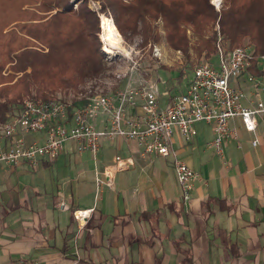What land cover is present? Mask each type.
Masks as SVG:
<instances>
[{
    "label": "crops",
    "instance_id": "crops-1",
    "mask_svg": "<svg viewBox=\"0 0 264 264\" xmlns=\"http://www.w3.org/2000/svg\"><path fill=\"white\" fill-rule=\"evenodd\" d=\"M238 83L244 104L253 105L258 83L247 75ZM107 117L99 115L96 126ZM231 124L238 139L222 154L209 145L211 126L200 122L189 142L175 132L169 157H140L136 141L116 138L103 140L96 156L68 141L50 165L0 160V264H264V113L257 147L240 118ZM117 155L133 165L115 174L112 187H98L97 172ZM176 160L199 174L188 201ZM78 209H94L85 225L73 215Z\"/></svg>",
    "mask_w": 264,
    "mask_h": 264
},
{
    "label": "built area",
    "instance_id": "built-area-1",
    "mask_svg": "<svg viewBox=\"0 0 264 264\" xmlns=\"http://www.w3.org/2000/svg\"><path fill=\"white\" fill-rule=\"evenodd\" d=\"M216 59L215 64L202 62L196 65L184 92L170 98L165 106L161 105L155 82L132 78L114 97L97 94L84 106H73L61 97L24 100L20 108L0 125V139L5 140L0 160L12 165L28 162L38 167L43 160H56L68 141L75 143L78 153L96 156L103 140L116 138L136 141L147 155L169 157L173 155L175 132L179 131L189 142L197 133L195 125L200 122L211 126L214 139L209 145L222 154L228 140L238 139V129L231 124L237 117L247 131L253 132L252 146L257 147L260 143L259 117L264 113V77L257 78L250 72L253 48L228 50L220 39ZM261 63L264 64V57ZM243 75L258 83L253 105L244 104L248 96L238 83ZM137 109L141 113L128 115L129 110ZM102 114L108 115L109 123L98 128L95 119ZM32 134L43 136L29 141L28 136ZM174 164L184 200L188 201L199 174L181 160ZM132 165L130 158L115 156L113 164L97 172L98 187H112L115 174ZM93 210H76V220L85 225ZM18 264L25 263L20 261Z\"/></svg>",
    "mask_w": 264,
    "mask_h": 264
},
{
    "label": "trees",
    "instance_id": "trees-1",
    "mask_svg": "<svg viewBox=\"0 0 264 264\" xmlns=\"http://www.w3.org/2000/svg\"><path fill=\"white\" fill-rule=\"evenodd\" d=\"M71 1L42 0L40 6L44 10L41 12L47 14L45 17L36 15L38 18L33 19V24H30L26 18L30 10L24 7L34 4L36 0H0V58H8L10 53L19 51L26 45L21 43L25 40L20 35L23 33L47 44L49 51L46 54L37 51L32 53L31 50L18 52L16 66L19 69L16 72H25L27 67H24V62L34 64L28 59L43 57L41 61L46 60L47 64L44 65L40 60L38 63L41 62L46 69L36 68L32 73L35 77L51 76L61 79L60 83L64 85H79L82 80L101 76L107 69L106 61L104 54L100 52L98 37L94 34L99 31L100 17L88 8L87 0H83L77 9ZM100 1L103 3L101 12L109 10L116 28L125 38L128 34L137 35L140 24L151 25L149 21L162 18L165 21L168 42L174 49L187 48L189 40L186 26H190L200 44L199 55L206 52V56L210 57L214 51L215 35H212V29L219 14L210 0ZM226 2L219 21L221 30L233 48L249 39L254 51L250 72L253 76L263 77L264 64L261 67L259 65L264 57V0ZM54 10L57 11L53 13ZM8 27L10 28L5 31ZM32 28L34 32L31 31ZM3 69L4 65L0 63V125L20 108L23 97L30 94L33 87L28 72L16 79L12 74H2ZM39 97L45 100L55 98L44 94ZM88 102V99H82L74 101L72 105L84 106ZM184 263L191 262L186 260Z\"/></svg>",
    "mask_w": 264,
    "mask_h": 264
},
{
    "label": "rangeland",
    "instance_id": "rangeland-1",
    "mask_svg": "<svg viewBox=\"0 0 264 264\" xmlns=\"http://www.w3.org/2000/svg\"><path fill=\"white\" fill-rule=\"evenodd\" d=\"M82 1L83 0H72L71 3L74 5V8L77 9ZM210 1L219 14V17L212 29V35H215L213 45L214 51L211 53L210 57H207L208 53L206 52H204L202 56L199 55L200 44L198 43L197 36L194 34L190 26H186L189 40L186 46L187 48L184 50H176L171 47L167 39L165 21L162 18L155 21H149L151 25L140 24L139 33L137 35L128 34L127 38H125L118 31L122 37L121 45L118 48H112L114 53L108 52L107 50L111 49V47L108 46L107 42L103 39V34L106 31L105 26L103 25V17L112 20L113 17L108 9L106 12H101L103 3L100 0H87L88 8L98 13L100 17L99 31L94 32V34L98 37V41L100 43L99 49L100 52L104 54L107 69L98 78H88L82 80L83 82L79 85H64L60 83L61 79L59 78L57 79L51 76L35 77L32 74L33 71L36 68H42L45 70L46 67L44 65L47 64V61H41L43 57L40 59H28L29 62L34 64L31 65L24 62V67H27L25 72L29 73V81L33 83V87L31 88L30 94L23 97L22 102L27 99L45 100V98L39 97V95L42 96V94L47 95V97H61L62 100L72 104L74 101H80L82 99H88L89 101L91 97L97 94L110 96L112 94H116L120 90H123L129 79L132 78L134 80L138 79L155 82L158 85L160 101L162 104L166 103L168 98L181 93L186 88L196 65L202 62L215 64L217 60L216 46L220 39L226 49H234L231 46V42L228 40L226 34L222 32V27L219 22L222 11L226 8L227 2L226 0ZM40 4H42V0H36L34 4L25 5L24 8L30 10L28 17H26L30 24H33V19L38 18L36 15L45 17L44 15L47 14L41 12L44 8H42ZM56 11L57 10H54L53 13ZM1 19L2 18L0 17V20ZM10 27L5 28V31H7ZM31 31L34 32V28H32ZM20 35L25 38V40L21 43L26 45H24L21 50L10 53L8 58H0V63L4 65L2 74H12L13 76H16V79L25 73L15 71L19 69L16 66L18 52L22 50H31L30 52L32 53H34L33 51H37L41 54H46L49 51V46L47 44L32 37V35L28 36L23 33H20ZM206 37H208V35H206ZM237 47H252V43L249 39H246L245 42L241 43ZM38 60H40L44 65L41 62L38 63ZM22 66L23 63L21 67ZM140 147L142 148V146ZM139 151L140 157L146 156L143 148L142 152L141 150ZM96 202L97 199H95V203ZM60 207H65V205L61 204Z\"/></svg>",
    "mask_w": 264,
    "mask_h": 264
},
{
    "label": "bare ground",
    "instance_id": "bare-ground-1",
    "mask_svg": "<svg viewBox=\"0 0 264 264\" xmlns=\"http://www.w3.org/2000/svg\"><path fill=\"white\" fill-rule=\"evenodd\" d=\"M103 25L106 29L105 33L103 34V39L107 42L108 46L111 47V49L107 51L114 53L112 48H118L121 45L122 37L120 36V33L118 32L112 19H106L103 17Z\"/></svg>",
    "mask_w": 264,
    "mask_h": 264
}]
</instances>
